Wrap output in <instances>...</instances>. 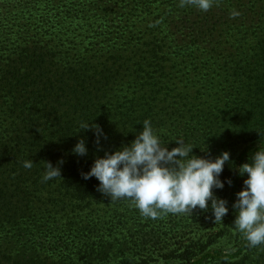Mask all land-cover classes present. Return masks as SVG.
Here are the masks:
<instances>
[{
    "label": "trees",
    "instance_id": "1",
    "mask_svg": "<svg viewBox=\"0 0 264 264\" xmlns=\"http://www.w3.org/2000/svg\"><path fill=\"white\" fill-rule=\"evenodd\" d=\"M146 119L169 150L182 137L197 157L230 153L221 180L232 184L214 193L231 234L247 178L237 169L264 147V0L207 12L180 0H0V264H145L184 242L171 251L184 264H264V245L239 232L229 255L192 239L218 225L210 211L145 218L82 178ZM80 139L85 157L72 153ZM61 160V178L43 182L44 163Z\"/></svg>",
    "mask_w": 264,
    "mask_h": 264
},
{
    "label": "clouds",
    "instance_id": "2",
    "mask_svg": "<svg viewBox=\"0 0 264 264\" xmlns=\"http://www.w3.org/2000/svg\"><path fill=\"white\" fill-rule=\"evenodd\" d=\"M215 0H180V7L195 6L207 12ZM239 15L233 12L232 16ZM90 125L82 124L81 129ZM99 146L103 130L92 125ZM177 147L169 150L161 140L150 120L143 121L142 131L136 134L129 145L122 146L112 153L105 152L102 158L95 159L90 170L81 173L84 180L95 178L98 191L110 197L112 202L129 200L145 218L157 219L164 214L191 215L199 208L211 212L213 223L223 224L228 215V201L215 195L214 190H223L225 184L231 186L230 179L221 180L226 164L229 165L230 153L223 152L215 159L192 155V147L184 138L175 140ZM79 157L88 154L86 141L80 139L72 149ZM251 162L241 165L239 176L243 189L236 193L232 209L236 215L234 231L239 232L251 248L264 245V147L250 155ZM46 165L42 181L48 182L61 178L59 165L51 162ZM32 160L23 166L31 169ZM210 202V203H209ZM231 250L226 249V251Z\"/></svg>",
    "mask_w": 264,
    "mask_h": 264
},
{
    "label": "rangeland",
    "instance_id": "3",
    "mask_svg": "<svg viewBox=\"0 0 264 264\" xmlns=\"http://www.w3.org/2000/svg\"><path fill=\"white\" fill-rule=\"evenodd\" d=\"M221 224H218L215 228L210 229L206 227H202L200 229H197L196 232H193L191 235L192 239H195V241L203 243V245H208V242H212L211 245H216V247H219L218 251L221 254H232L235 251V245H239L236 238L238 235L237 231H232L231 234H227V236L221 235ZM215 241V243H214ZM181 241L179 240H173L172 243H179ZM189 244V242H184V245L176 244V245H161L163 249L166 251H163L162 254H156L152 257L146 258L145 264H184L183 261H180L179 259L174 258L173 254H171L172 250H178L183 249V247L187 246L185 245ZM231 249L229 251H226V249Z\"/></svg>",
    "mask_w": 264,
    "mask_h": 264
}]
</instances>
